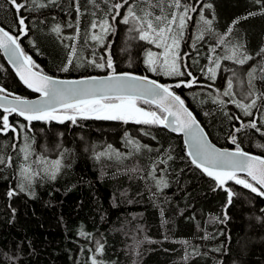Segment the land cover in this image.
<instances>
[{
	"label": "trees",
	"instance_id": "1",
	"mask_svg": "<svg viewBox=\"0 0 264 264\" xmlns=\"http://www.w3.org/2000/svg\"><path fill=\"white\" fill-rule=\"evenodd\" d=\"M18 2L24 5L20 13L9 0H0V26L18 39L38 66L34 70L61 79L108 75L110 70L89 61L111 56L117 73L150 77L180 96L218 147L235 150L234 135L241 150L264 157V122L257 118L264 114V0H181L196 10L189 11L179 40L178 66L185 74L178 76L150 71L144 56L156 52L154 45L139 39L133 23L122 22L129 7L137 16L151 13L153 22L164 14L179 16L184 9L170 7L171 0ZM115 4L123 5L119 15ZM201 12L212 21L210 31H203ZM21 15L24 31L18 26ZM105 20L110 33L101 44L91 35L99 34ZM233 49L251 59L234 62L228 58ZM70 55L73 63L61 71ZM0 88L9 97L36 96L1 54ZM253 99L251 115H245L237 102L249 106ZM137 106L165 115L142 100ZM4 115L16 132H0V264H92L93 258L98 264H264V196L231 181L229 203L228 193L191 163L181 137L133 121L78 117L75 123H28L0 111ZM253 122L260 131L248 127ZM26 143L27 159L21 151ZM55 161L61 167L52 179L44 169ZM22 165L34 173L30 186L21 177ZM160 180L167 186L158 185Z\"/></svg>",
	"mask_w": 264,
	"mask_h": 264
},
{
	"label": "snow or ice",
	"instance_id": "2",
	"mask_svg": "<svg viewBox=\"0 0 264 264\" xmlns=\"http://www.w3.org/2000/svg\"><path fill=\"white\" fill-rule=\"evenodd\" d=\"M9 2L15 6L17 13H20L24 7L18 0H9ZM33 2L35 3V0ZM52 2H55V0H52ZM127 2L128 0H124V3ZM169 6L177 9L183 7L184 11L179 16L175 13L170 14V16L168 14L156 16L155 22H153L152 19L148 18L151 13L145 11L144 16H137L136 11L129 7L127 15L122 22L124 24L133 23V28L140 33V40H145L154 44L156 48L162 49V53L156 55L148 52L146 64L150 71L171 76L184 75L185 73L181 72L178 66V61L181 59L178 52L179 40L186 27V20H191V16L188 15L189 11L194 12L196 9L190 8L188 5H181V0H171ZM113 7L117 9L116 15H119V9L123 5L115 4ZM204 7L211 8L212 6L205 4ZM163 11L164 9L161 8L162 13ZM77 12H79L78 7ZM200 21L206 26L203 31L211 30L212 21L206 19L202 12ZM137 24H139V27H137ZM172 25H176L175 31ZM18 26L21 31L25 30V18L22 15L18 19ZM97 26L95 21L91 25L92 29H96ZM99 27L101 29L100 34L91 35V39L102 44L103 36L108 32L110 25L105 20L100 23ZM232 30L230 26L227 29V33L230 34ZM53 31L59 34L60 29L56 27ZM25 34L27 33L25 32ZM197 38L202 39V34ZM219 42L223 43L224 41L221 39ZM0 50L5 52L9 61L16 67L21 81L42 97L39 101H29L16 96L11 101H8L6 97L0 96V100L3 101V103H0V108H3L5 113H16L29 123L33 120H57L63 122L65 119L75 123L79 117L81 119L121 120L125 123L133 121L137 124L161 125L174 132L182 133L186 137L185 143L189 146L188 155L191 157L192 164L211 177L216 182V187L223 188L228 193L229 203L233 193L228 188H224L228 181H233L235 184L242 185L257 195L264 196V190H261L264 189V158L251 156L242 151L234 135L231 136V142L236 144L234 151L216 148L209 142L204 129L192 112L185 107L184 100L180 96L175 95L168 86L159 84L145 76L129 73L118 74L113 67L111 56H108L106 60L101 56L99 62L95 59L89 61L101 71L110 70L107 76H92L82 80L54 79L42 72L33 71L38 66L21 49L18 39L3 28H0ZM212 51H215V49L213 48ZM71 53L72 55L76 53L74 46ZM261 54H264V48L261 49ZM228 58L239 64H244L248 59H251V57L246 55L241 56L238 50L235 49L232 50V55ZM72 63L73 60L70 55L67 64L61 71H68V65ZM77 66H80L79 63H77ZM216 67H219L218 61L216 62ZM210 71L214 77L215 70ZM187 75L190 76L191 73L189 72ZM233 75L235 76V73ZM248 75L251 79L254 73L249 72ZM193 83H195V80L185 83V86L191 87ZM180 86V84L175 85L177 88ZM231 89L232 81L229 80L228 91H225L224 95H230ZM3 92H5V89L0 88V93ZM246 95L251 96L252 93L249 92ZM142 98L145 103H156L160 111L166 113V115L161 117L154 111H145L143 108L138 107L137 101ZM255 103L256 101L253 99L249 106L241 105L239 102H237V105L241 107L245 115H251L249 107L255 106ZM0 119H2L3 124L0 132L6 133L8 130L16 132V128L9 123L8 115H4ZM23 127L21 125V128ZM248 127L260 131L254 122L249 124ZM30 147L26 143L25 147L21 149L25 153V159L30 154ZM168 158L171 159L172 157L169 156ZM0 163H4L3 158H0ZM60 167L61 162L55 161L44 170L52 179H55ZM238 173H245L247 177H250V181L249 179L241 178ZM33 175L30 165L28 167L21 166V177L29 186ZM252 182H255V184ZM158 185L166 187L167 183L160 180ZM255 185H259L260 188L258 189ZM20 187L23 191L24 184L22 183ZM14 194L12 191L8 193L9 196ZM80 234L82 236L85 235L84 232ZM97 251L102 252V245L99 242H97ZM92 264H98V262L93 258Z\"/></svg>",
	"mask_w": 264,
	"mask_h": 264
},
{
	"label": "water",
	"instance_id": "3",
	"mask_svg": "<svg viewBox=\"0 0 264 264\" xmlns=\"http://www.w3.org/2000/svg\"><path fill=\"white\" fill-rule=\"evenodd\" d=\"M0 28H1V26H0ZM0 54H1V56H2V58H3V60L5 61V63L8 65V67L11 69V71L13 72V74L15 75V77L17 78V80L19 81V83L24 87V88H26L27 90H29V91H31V92H33V93H35L38 97H36V98H33V99H26V100H29V101H39V100H41L42 99V97L40 96V94L39 93H37V92H34V91H32L30 88H28L24 83H23V81H21V79H20V77H19V75L17 74V70H16V67L9 61V58H8V56L5 54V52L3 51V50H0ZM33 71H36V70H34L33 69ZM124 73H129V72H124ZM118 74H122V73H118ZM129 74H133V73H129ZM133 75H136V74H133ZM104 76H107V75H102V76H95V77H104ZM137 76H140V75H137ZM90 77H92V76H90ZM145 77H147V76H145ZM86 78H88V77H85V78H78V79H61V78H54V79H58V80H82V79H86ZM149 79H151V80H154V79H152V78H150V77H148ZM156 81V80H155ZM157 83H159V84H161L160 82H158V81H156ZM0 96H3V97H6V99L8 100V101H11L12 99H13V97H9V96H5V95H2V94H0ZM140 100H142V101H144L143 100V98L142 99H140ZM0 103H3V101L2 100H0ZM152 105H154V106H156V103H152ZM157 107V106H156ZM185 107H186V105H185ZM189 110V109H188ZM0 111H2V112H4V110H3V108H0ZM190 111V110H189ZM191 112V111H190ZM5 113V112H4ZM16 114V113H15ZM165 115H166V113H164ZM193 114V113H192ZM164 115V116H165ZM194 116V115H193ZM23 120H24V118L22 117V116H20ZM195 117V116H194ZM169 119H171V117H169ZM197 120V119H196ZM24 121H26V120H24ZM44 120H33V121H31L30 123H38V122H43ZM50 121H52V122H54V123H59V121H57V120H50ZM65 121H67V119H65L63 122H65ZM26 122H28V121H26ZM29 123V122H28ZM60 123H62V122H60ZM199 123V122H198ZM200 124V123H199ZM159 128H162V129H165L166 131H168V132H170V133H172V134H174V135H176V136H178V137H181V139H182V142H183V144H184V147H185V150H186V154H187V156H188V158H189V160L191 161V157L188 155V152H189V146L185 143V140H186V137L182 134V133H177V132H174V131H172L171 129H169V128H166V127H163V126H161V125H157ZM201 126V125H200ZM202 127V126H201ZM204 132H205V130H204ZM205 134L207 135V133L205 132ZM207 138H208V140H209V137H208V135H207ZM209 142L212 144V145H214L216 148H218V149H221V150H225V149H227V148H220V147H218L217 145H215L214 143H212L210 140H209ZM227 150H229V151H234V150H231V149H227ZM243 151V150H242ZM245 152V151H244ZM246 153H248V152H246ZM249 155H251V156H257V157H260V158H264V157H261V156H258V155H255V154H252V153H248ZM192 163V162H191ZM194 165V164H193ZM195 166V165H194ZM196 167V166H195ZM199 169V168H198ZM201 172H202V170L201 169H199ZM202 173H204V172H202ZM205 174V173H204ZM206 175V174H205ZM238 175H244V176H246V174L245 173H238ZM207 176V175H206ZM207 177H209V176H207ZM247 177V176H246ZM209 178H211V177H209ZM249 179H250V177H248ZM212 179V178H211ZM231 181H228L225 185H224V188H226V185H228L229 183H230ZM255 183V182H254ZM259 188H260V186L259 185H257ZM261 190H264V189H261Z\"/></svg>",
	"mask_w": 264,
	"mask_h": 264
},
{
	"label": "rangeland",
	"instance_id": "4",
	"mask_svg": "<svg viewBox=\"0 0 264 264\" xmlns=\"http://www.w3.org/2000/svg\"><path fill=\"white\" fill-rule=\"evenodd\" d=\"M99 31V34H100V32H101V29H99L98 30ZM107 33H110V30H108V32ZM97 34V33H96ZM105 36V35H104ZM104 36H103V39H104ZM106 37V36H105ZM105 42V41H104ZM100 45V44H99ZM154 45V44H153ZM180 47H181V44H180V42H179V49H180ZM154 48L156 49V52H157V50H159L160 51V48H156L155 47V45H154ZM162 50V49H161ZM154 50H147L146 51V57L144 56V63L146 62V60H147V52H153ZM156 52L155 53H153L154 55H156ZM161 53V52H160ZM163 74V73H162ZM138 75H140V74H138ZM144 75V74H143ZM163 75H165V76H169V75H167V74H163ZM140 76H142V75H140ZM243 111V110H242ZM243 113H244V111H243ZM257 118H258V120L260 121V122H264V114L263 113H260V114H258L257 115ZM137 235H140V234H137ZM135 245H137V244H135Z\"/></svg>",
	"mask_w": 264,
	"mask_h": 264
},
{
	"label": "flooded vegetation",
	"instance_id": "5",
	"mask_svg": "<svg viewBox=\"0 0 264 264\" xmlns=\"http://www.w3.org/2000/svg\"><path fill=\"white\" fill-rule=\"evenodd\" d=\"M36 97H38V96L37 95L36 96H31V98H25V99H33V98H36ZM62 123H64V122H62ZM62 123L59 122L58 124H62Z\"/></svg>",
	"mask_w": 264,
	"mask_h": 264
}]
</instances>
